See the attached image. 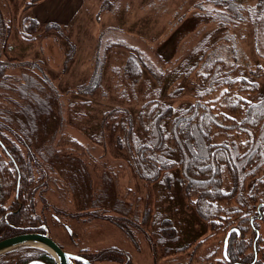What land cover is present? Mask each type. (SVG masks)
<instances>
[{"label": "trees", "instance_id": "16d2710c", "mask_svg": "<svg viewBox=\"0 0 264 264\" xmlns=\"http://www.w3.org/2000/svg\"><path fill=\"white\" fill-rule=\"evenodd\" d=\"M111 7L113 12L118 13V6L111 4ZM221 7H228V11L234 12V20H242L241 12L244 10L227 0L205 1V5L197 9L206 15L217 11L222 13L220 19H224L228 14L222 12ZM248 10L254 27L257 54L264 59V0H257ZM22 21L17 28L13 18L0 20V241L19 234L45 232L46 221L37 214V202L39 198H46L44 193L54 194L57 191L55 188H61L65 197L70 196L68 204H65L66 209L71 207L76 210L70 216L74 223H78L79 217H84L81 216L83 213L92 220L99 219L92 212L96 210L89 206L83 212L84 206L81 207L76 192L82 177L90 190L92 186L90 192L82 193V197H88V205L92 203V208L96 209L102 199L108 197L106 207L122 212H119L120 217L107 215L101 219L116 223L132 239H145L156 250L158 258L159 252L166 257L189 251L198 241L181 237L182 231L177 228L173 216L161 210L164 206L162 199L156 202L149 199L143 208L135 205L132 210L125 203L118 188L123 177L130 173L144 183L150 196L154 185H159L162 194H171L177 185L188 209L202 221L207 232L225 233L223 244L227 238L228 257L233 262H251L254 253H247L251 242L246 238V228L250 226V219L257 215L259 206L263 210L264 204V93L258 92L257 83L236 76V70L230 69L228 57H219L209 63V55H202L198 60L200 64L195 65L197 68L192 69L194 74L190 75V80L195 83L193 100L186 104L187 101L181 100L186 90L178 88L168 98L181 101L180 106H175L164 99L166 94L159 85H152L144 79L146 65H142L132 53L134 51L130 50L133 56L127 58L122 73L130 81L132 89L119 99L128 104L139 103V106L134 116L129 115L128 106L119 107L125 110L128 119L124 123L123 136H118L113 143L124 154V167L119 173H113L111 168L108 169L110 165L107 162L102 166L90 162L92 170L85 160L76 156L79 151L89 154L94 148L90 150L59 130L48 135L47 125H41L43 115L48 120L52 115L49 109L44 108L45 104L49 100L58 105L62 96L56 95L55 90H41L34 82L36 79L29 80L26 73L14 70L21 62L4 59L10 51L9 44L15 31L26 39L29 28L39 27L38 22L28 15ZM15 22H18L16 18ZM110 40L114 41L113 38ZM111 48L112 45H107L103 56L98 49L99 66ZM210 49L198 45L191 55ZM190 73L191 70L187 76ZM110 83L112 86L106 90L108 98L110 94L115 96L114 92L119 88L115 78ZM139 83H143V87L137 91L135 86ZM93 89L90 94L102 90L98 82ZM45 92L49 93L48 97H44ZM78 92L75 89L70 94ZM177 93L180 96L175 98ZM256 93L259 95L253 100L255 96L252 95ZM42 102L45 104L40 108ZM72 104L68 102L64 107L70 111L69 117L79 120L82 114L71 113ZM104 115L107 120L110 112ZM53 119L57 123V117L53 115ZM64 126L61 120L60 127ZM43 130L45 133L42 134ZM105 135L101 145L98 142L102 141V136L91 134L94 140L101 137L93 147L106 148ZM75 162L81 163L80 170L71 167ZM99 168H104V173L96 176L94 172ZM55 221L60 223L58 218ZM257 222L258 219H255V227L258 228ZM65 227L73 237L75 231L69 224ZM136 227L138 233L131 230ZM237 231L245 233L246 240L240 238ZM81 253H86L84 256L95 264H103L104 261L132 264L127 253L115 249L99 253L85 249ZM189 254L190 260H194L196 252ZM35 260L57 264L48 252L36 247H21L0 255V264H29Z\"/></svg>", "mask_w": 264, "mask_h": 264}, {"label": "rangeland", "instance_id": "374dc122", "mask_svg": "<svg viewBox=\"0 0 264 264\" xmlns=\"http://www.w3.org/2000/svg\"><path fill=\"white\" fill-rule=\"evenodd\" d=\"M32 1L34 0H0V20L13 18L19 28L23 18L28 15L39 24L38 28L28 29L25 36L27 40L15 31L9 44L10 51L5 54L4 59L21 62L18 63L20 68L16 67L14 70L26 73L29 80L36 79L34 82L41 90H55L56 95L62 96L58 105L49 100L48 104L43 103L44 101L40 104V108H43V104L47 105L44 108L49 109L52 114L49 120L43 115L41 125H47L48 135L59 130L60 133L74 137L90 150L94 148L89 154L84 155L83 151L77 153L76 157L88 164L97 162L98 166H102L107 162L110 165L108 169L111 168L113 173H119L124 167V154L120 153L113 143L118 136H123L128 119L125 110L119 107L128 106L126 109L129 115L134 116L139 106V103L133 105L132 102L128 104L119 99L128 89H132L130 81L122 71L127 58L133 54L141 60V64L146 65L144 79L152 85H159L166 94L164 99L170 104H176L175 106H180L181 101L168 99L172 97L169 94L175 92L173 90L184 88L186 93L181 96V100L187 101L186 104L193 100L195 83L190 80V75L194 74L192 69L196 70L195 65L200 64L198 60L202 55H209V63L219 57H228L231 62L230 69L236 70L235 75L257 83L260 90L258 92L264 93V59L257 54L254 27L248 13V9L253 7L257 0H227L244 10L241 12L243 17L240 22L234 20L233 16L236 14L228 11V7H221V11L228 14L227 16L223 13L226 15L224 19H220L222 13L217 11L213 12V15H206L197 9L198 6L205 5V1L211 0H159L158 5H153V11L148 7L149 0H103L101 3L96 0H79V5L73 0H65V4L60 0H46L43 3L42 0H35L30 4ZM119 2L120 11L113 12L110 3L116 7ZM211 16H214V20ZM15 18L18 22H15ZM112 38L114 41L110 40ZM204 41L206 42L202 43ZM123 44V47L120 46ZM107 45H112V48L99 66L98 49L100 56H103ZM198 45L211 49L191 55V51ZM130 50L134 51L133 54ZM190 70L191 73L187 76ZM112 78L117 80L119 88L114 92L115 96L110 94L108 98L106 90L112 86ZM97 82L102 90L90 94ZM143 83L135 86L137 91L142 90ZM80 87L82 89H79ZM75 89L79 92L70 94ZM180 93H177L175 98L179 97ZM259 93L252 95L255 96L253 100ZM48 96L49 93L45 92L44 97ZM68 102L74 103L71 105V113L80 112L82 118L74 120L69 117L70 111L64 107ZM107 112H110V115L106 120L104 114ZM53 115L57 117V123ZM36 116L38 118V114ZM61 120L65 124L63 128L60 127ZM91 134L102 136V141L98 142L101 145L106 134V148L93 147L101 137L94 140ZM80 164L75 162L71 167L80 170ZM94 173L100 176L104 173V168H99ZM121 181L118 188L120 196L129 204L131 210L135 205H141L143 208L149 199L154 202L162 199L164 206L161 210L173 216L174 223L182 231L181 237L198 242L183 255L165 257L159 252L158 258L156 250L151 248L145 239H132L116 223L101 219L107 215L120 217L122 212L106 207L108 197H104V202L101 201L96 209L92 208V203L88 205V197H82V193L90 192L92 186L90 190L89 184L82 177L80 184L76 186V192L81 207L84 206L83 212H86L89 206L90 209L96 210L92 212L99 219L92 220L83 213L81 216L84 217H79L78 223H74L70 216L76 210L71 207L66 209L70 196L65 197L61 188H55L57 191L54 194L44 193L46 198H39L37 202V214L46 221L45 227L51 238L62 248L75 253L85 249L91 253L119 250L130 256L132 264H210L211 261L216 262L217 258L222 257L225 233H208L202 221L188 209L177 185L171 194H162L159 185H154L150 196L147 195L148 188L144 183L130 173ZM129 215L131 216V212ZM57 218L60 223L55 221ZM65 224H69L75 231L73 237ZM131 230L136 233L139 231L137 227ZM190 252H196L194 260H190ZM103 264L120 263L104 261Z\"/></svg>", "mask_w": 264, "mask_h": 264}, {"label": "water", "instance_id": "95a60500", "mask_svg": "<svg viewBox=\"0 0 264 264\" xmlns=\"http://www.w3.org/2000/svg\"><path fill=\"white\" fill-rule=\"evenodd\" d=\"M45 232H30L5 238L0 241V255L13 251L21 247H36L48 252L57 264H75L74 260H79L85 264L90 262L78 255L66 252L54 239L44 226ZM29 264H46L45 262L35 260Z\"/></svg>", "mask_w": 264, "mask_h": 264}, {"label": "flooded vegetation", "instance_id": "af4514ba", "mask_svg": "<svg viewBox=\"0 0 264 264\" xmlns=\"http://www.w3.org/2000/svg\"><path fill=\"white\" fill-rule=\"evenodd\" d=\"M263 205V210H260V206H259V209L257 210V215H255L254 217H252L250 219V222H249V227L246 228L247 230V233H246V238L247 240H250V244H251V247L250 249L248 250L247 253H254V259L249 262H239V261H235L233 262L232 259H230L227 255V238H225V246L223 244V250H222V257L221 258H217L214 262V261H211L210 264H226L227 263H231V264H264V204ZM255 219H258V228L255 227ZM238 232V235L240 236V238L242 239H245V233H241L240 231H237ZM229 234V233H228ZM227 234V235H228ZM254 234H256V237L254 238ZM247 245H249V243H247ZM66 252H69V253H72V254H75V255H78L86 260H88L90 262V264H95L93 262H91L88 258H86L84 256V254L86 255V253H75V252H71L69 250H66L65 248H63ZM224 258H225V261H224ZM74 263L75 264H85L84 262L82 261H77V260H74ZM205 264H209V262H204Z\"/></svg>", "mask_w": 264, "mask_h": 264}, {"label": "crops", "instance_id": "0c3cea01", "mask_svg": "<svg viewBox=\"0 0 264 264\" xmlns=\"http://www.w3.org/2000/svg\"><path fill=\"white\" fill-rule=\"evenodd\" d=\"M46 0H42V3L45 2ZM50 1V0H48ZM79 0H73L74 3H76L77 5H79ZM81 1V0H80ZM96 1H99L100 3L103 1V0H96ZM57 2H59V0H57ZM60 2H62V4H65V0H60ZM70 2H72V0H70ZM158 2L159 0H149V4H148V7L150 8L151 11H153L152 7L153 5H158ZM110 4H113V3H110ZM118 7H121V3L119 2L118 4ZM120 11V9H119Z\"/></svg>", "mask_w": 264, "mask_h": 264}, {"label": "snow or ice", "instance_id": "6c2138e0", "mask_svg": "<svg viewBox=\"0 0 264 264\" xmlns=\"http://www.w3.org/2000/svg\"><path fill=\"white\" fill-rule=\"evenodd\" d=\"M225 92H227V89H225ZM241 99H243V98H241Z\"/></svg>", "mask_w": 264, "mask_h": 264}]
</instances>
